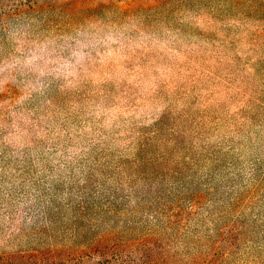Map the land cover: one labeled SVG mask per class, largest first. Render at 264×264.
I'll use <instances>...</instances> for the list:
<instances>
[{"label":"rangeland","instance_id":"374dc122","mask_svg":"<svg viewBox=\"0 0 264 264\" xmlns=\"http://www.w3.org/2000/svg\"><path fill=\"white\" fill-rule=\"evenodd\" d=\"M259 9L264 0H0V62L11 64L7 83L21 90L0 102V179L18 176L14 164L4 162L11 121L3 123L11 117L10 104L42 99L63 114L89 120L109 138L124 126L136 133L147 129L157 138L153 142H182L194 151L188 160L195 185L205 187L219 209L232 201L233 228L244 233L231 260L264 264V45L255 44L264 17ZM180 50L199 53L203 62L185 69L188 78L194 75L190 83H165L156 66L169 67ZM189 57L190 63L194 56ZM105 77L111 86H130L106 99L110 91L91 81ZM144 99V106L134 105ZM154 122L163 127L158 134ZM179 130L185 134L176 140L173 133ZM199 222L194 217L190 228Z\"/></svg>","mask_w":264,"mask_h":264},{"label":"trees","instance_id":"16d2710c","mask_svg":"<svg viewBox=\"0 0 264 264\" xmlns=\"http://www.w3.org/2000/svg\"><path fill=\"white\" fill-rule=\"evenodd\" d=\"M257 14L264 17V9ZM257 43L264 45V31ZM178 56L155 73L182 86L194 79L185 69L203 60L192 51ZM12 76L11 64L0 62V102L21 93L7 83ZM91 81L110 91L109 100L130 86H111L107 77ZM8 109L4 162L13 163L18 176L0 179V264H241L231 260L244 233L233 228L232 201L219 209L205 187L195 185L188 160L194 151L182 142H153L157 138L147 129L136 133L133 126L109 138L89 120L63 114L42 99ZM153 124L160 133L161 122ZM181 134L174 132V139ZM196 216L199 227L191 229Z\"/></svg>","mask_w":264,"mask_h":264}]
</instances>
